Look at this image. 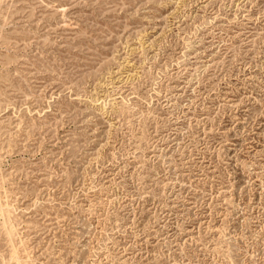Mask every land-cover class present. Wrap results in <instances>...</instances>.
<instances>
[{"label": "rangeland", "instance_id": "obj_1", "mask_svg": "<svg viewBox=\"0 0 264 264\" xmlns=\"http://www.w3.org/2000/svg\"><path fill=\"white\" fill-rule=\"evenodd\" d=\"M0 264H264V0H0Z\"/></svg>", "mask_w": 264, "mask_h": 264}]
</instances>
